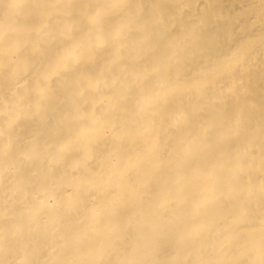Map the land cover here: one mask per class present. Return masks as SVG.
<instances>
[{"label":"bare ground","instance_id":"obj_1","mask_svg":"<svg viewBox=\"0 0 264 264\" xmlns=\"http://www.w3.org/2000/svg\"><path fill=\"white\" fill-rule=\"evenodd\" d=\"M119 1L13 0V20L0 11V264H264V0ZM225 59L227 79L203 76ZM159 61L173 67L155 76ZM167 82L218 122L167 119L173 102L153 93ZM213 123L227 137L197 142ZM163 133L194 146L188 161L144 167Z\"/></svg>","mask_w":264,"mask_h":264},{"label":"rangeland","instance_id":"obj_2","mask_svg":"<svg viewBox=\"0 0 264 264\" xmlns=\"http://www.w3.org/2000/svg\"><path fill=\"white\" fill-rule=\"evenodd\" d=\"M13 0H4L3 1V3H1V4H3V5H0L1 7H0V11H2V14L3 15H5L4 16V18H7V19H5V20H13V16H15V15H17L18 13H20L21 11H22V9H15V8H13L10 4H11V2H12ZM35 1H39V0H35ZM59 0H56V3L58 2ZM7 4H6V3ZM10 3V4H9ZM120 5H125L126 4V0H120L119 2H118ZM6 4V5H5ZM9 4V5H8ZM5 5V6H4ZM10 6V7H9ZM6 7V8H5ZM8 7V8H7ZM3 9V10H2ZM11 11H13L12 13H11ZM18 11H20V12H18ZM8 12V13H7ZM10 12V13H9ZM11 15V16H10ZM101 15H103V14H101ZM101 19L102 17L101 16H99L98 17V19ZM158 21L160 22V23H162L163 22V20H162V18L161 17H159V19H158ZM197 24H199V26H205V22L202 24V23H197ZM196 24V25H197ZM201 24V25H200ZM46 26L47 25H45V27H44V29L46 28ZM43 28V27H42ZM74 29H76V25H74L73 26V30ZM192 30V28H191V25H189V27L187 28V31L186 32H188V33H190V31ZM42 31H43V29H42ZM196 35V36H195ZM195 35H191V36H189V39H188V42L189 43H193V42H198V43H200V47H202V40H201V36H199V35H197V34H195ZM170 40L169 41H171V42H174V45L173 46H175L176 44H175V41L173 40V38H169ZM201 41V42H200ZM207 42H208V44L210 45V46H213L217 41L215 40V39H209V40H207ZM261 43V44H260ZM259 43V46L260 45H263L264 44V40L262 41V42H260ZM100 46V44H97V47H99ZM242 51H244V50H241V58L242 59H244L245 57H249V56H251V53L249 52V51H244V52H242ZM227 58V57H226ZM161 63V64H160ZM231 65H232V63L231 62H228V60L227 59H225V61L224 62H220L219 64H217V66H215V68L213 67V68H206V67H203V69H202V73H205V75L203 74V76H208L209 74H210V72H212V71H214V70H216V68L218 69H225V70H227L226 71V73L225 74H223V75H221L220 76V80H224V79H227L228 78V71H229V69L231 68ZM169 67H173L171 64H169L168 62H165V61H159L158 62V66L155 68V76H158L161 72H163V70H168V68ZM159 68V69H158ZM13 70V71H12ZM18 68H17V66L16 67H11L10 69H9V72H10V74L11 75H15V74H17L18 73ZM157 70V71H156ZM204 71V72H203ZM210 71V72H209ZM13 72V73H12ZM119 78V80H120V76L118 77ZM149 79H143V80H141L140 82H139V84L140 85H142V84H144L145 85V83L148 81ZM118 82H120V81H118ZM171 84V85H170ZM155 85H156V87H155ZM173 85V86H172ZM236 86H232V88H231V90H232V92L235 90L234 88H235ZM154 88H155V90H154V96H156L155 97V102L157 101L158 102V105L159 104H161V103H163V102H166V101H172L173 102V111L175 112L174 114H172V115H167L166 116V118L167 119H169L170 121H172L175 117H177V118H175V121L177 122V124L178 123H184L185 122V120L189 117V116H192V117H195V118H199V119H202V120H205V119H209L210 121L211 120H214V121H216V122H218V117L217 118H215V117H209V118H207V115H206V109H204V104L203 103H197V104H195V105H188L189 104V102L190 101H184V100H182L181 99V96L182 95H184V94H186V91L184 90V91H179L178 89H177V87H176V85L175 84H172V82H167L166 84H164V85H162V84H154ZM173 88V89H172ZM207 88H209V87H207ZM206 88V89H207ZM171 90V91H168V90ZM205 89V90H206ZM158 93H159V95H158ZM165 94V95H164ZM173 94V95H172ZM170 95V96H169ZM177 97H179V98H177ZM54 98H55V95H54V92L53 91H51L50 90V92H49V95H48V98H47V100H49V101H51V100H54ZM184 101V102H183ZM156 102V103H157ZM183 102V103H182ZM216 102H220V99L218 98L217 100H216ZM95 108V107H94ZM203 109V110H202ZM180 111V112H179ZM179 112V113H178ZM178 113V114H177ZM193 113H194V115H193ZM199 113V114H198ZM201 113V114H200ZM201 116V117H200ZM154 118V117H153ZM153 118L149 121V123H148V121H147V123L145 124V125H143V128L139 131L140 133L141 132H143V131H146L147 130V132H150V129H149V126H150V124L152 123V120H153ZM212 118V119H211ZM231 118H233V117H231ZM260 120H262V118H260ZM212 122V121H211ZM214 124V126H213V128H207V127H202V129H201V127L198 129V134H200L201 135V137L199 136V139L197 138L196 139V141L197 142H206L207 141V139H205V138H207V136L206 135H208L209 134V132L211 133V132H213V131H220L221 132V136L223 137V138H226L227 137V135H228V133L226 132V127H224V129H222L221 127H220V125H218L217 123H213ZM203 125H205V126H207L206 125V122H204L203 123ZM217 127H218V129H217ZM220 127V128H219ZM149 130H148V129ZM207 128V129H206ZM228 128V127H227ZM206 129V130H205ZM212 129H215V130H212ZM118 131L119 132H117L118 134H126V133H128V132H130V131H126L125 129H118ZM207 131V132H206ZM209 131V132H208ZM122 132V133H121ZM206 132V133H205ZM139 133V134H140ZM204 133V134H203ZM168 136V137H167ZM104 136H102V138H103ZM101 138V134L99 135V137H98V140L96 141V144H99V142H100V139ZM172 136L170 135V134H165V133H163V134H161V136L159 137V138H157L156 140H154V141H151V144H150V151H148L146 154H145V161H144V167H147V166H149V165H151V163L150 162H152L151 160H160L161 162H162V165L163 166H169V164L170 163H173L174 161H176L178 158H180V160L178 161L179 162V164L180 165H182V164H184V163H186V161H188V158H189V156H188V154H190V152H193V147L192 146H188V145H186V148H185V146H184V144H181V143H179L178 144V142L174 139V138H172ZM162 140V141H161ZM160 142V143H159ZM177 142V143H176ZM166 143V144H165ZM174 143V144H173ZM252 144H250L251 146L252 145H254V143L253 142H251ZM168 145V146H167ZM173 147H172V146ZM180 145V146H179ZM183 146V147H182ZM166 147V148H165ZM170 147H171V149H170ZM178 149H177V148ZM181 147V149H179ZM189 147V148H188ZM168 148V149H167ZM188 148V149H187ZM165 149V150H164ZM183 150H185V151H183ZM165 151V152H164ZM174 151V152H173ZM165 153L164 155H163V153ZM181 152H182V154H181ZM184 152V153H183ZM169 153V154H168ZM179 153V154H178ZM186 154V155H185ZM159 155V156H158ZM149 156H151V158L149 159ZM154 156V157H153ZM157 156V157H156ZM157 159H156V158ZM165 157V158H164ZM177 159H176V158ZM185 159H187V160H185ZM149 161V162H148ZM184 161V162H183ZM148 162V163H147ZM171 165V164H170ZM260 166H259V164H253L251 167H248V169H251V170H255V169H257V168H259ZM243 170V169H242ZM242 170H234V171H232L230 174H228V176L231 178V179H233L234 177H236L237 175H239V174H241L242 173ZM140 182V183H139ZM162 182V181H161ZM160 182V180L157 182V180H155V186H157L159 183H161ZM146 184L147 183H145V182H143V180H138L137 182H136V185L135 186H137L138 188L139 187H143V189H144V192L143 191H140L139 193H136L135 195H133L135 198H138L140 195H142V192L143 193H145L146 192V190L149 188V189H151V187H154L153 185H152V183H150V184H147V186H146ZM179 190H180V193H182V194H185L187 191H188V187L187 186H184V185H182L180 188H179ZM125 191H123V192H121V193H119L120 195H121V204H125V203H128L131 199H132V197H130V195H128V196H125V194L126 193H124ZM214 192V188H210L209 190H208V192L206 193V195H210V194H212ZM225 199H227V200H229V202H231V200L233 201V194H231V196L230 197H228V198H225ZM192 201V199L191 198H189V199H186V200H183V201H181L179 204H178V207H181V208H184V207H186L190 202ZM207 202H204V204L205 205H207L206 204ZM241 203V207H245V205H246V202L245 201H241L240 202ZM244 203V204H243ZM243 204V205H242ZM205 205H203V203H201L200 204V201L197 203V208H196V210L199 212V211H201V210H205L206 209V207L207 206H205ZM200 206V207H199ZM117 212V210H115V211H113L112 213V215H111V217H113L114 215H115V213ZM101 215V214H100ZM171 219H173L172 217H171ZM107 232L109 231V228L108 229H105ZM159 230V226H157V225H155V228H154V231H153V233L151 234V237L150 238H153V235H154V233L155 232H157ZM106 231H104V232H106ZM19 232H20V235H23V233H24V229L23 228H21L20 230H19ZM173 241V239H172V237L171 238H169V239H165V243H171ZM183 246L181 245V246H179V248H182ZM161 248V245L160 244H157V246L155 247V252L156 251H159V249ZM152 252V251H151ZM151 252H142V255H141V258L143 257V256H146V255H148L149 253H151ZM138 261H139V259L136 261L137 263H138ZM160 264L161 263V260L160 259H158L157 257H155V260H152V262H150L149 264Z\"/></svg>","mask_w":264,"mask_h":264}]
</instances>
